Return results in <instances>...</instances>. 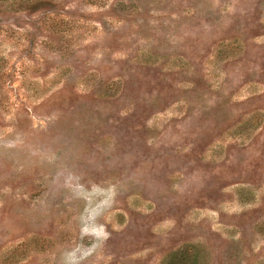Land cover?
<instances>
[{"label": "rangeland", "instance_id": "obj_1", "mask_svg": "<svg viewBox=\"0 0 264 264\" xmlns=\"http://www.w3.org/2000/svg\"><path fill=\"white\" fill-rule=\"evenodd\" d=\"M0 264H264V0H0Z\"/></svg>", "mask_w": 264, "mask_h": 264}]
</instances>
